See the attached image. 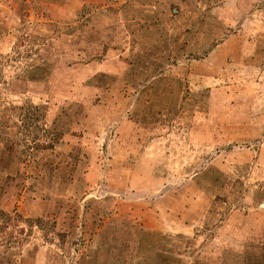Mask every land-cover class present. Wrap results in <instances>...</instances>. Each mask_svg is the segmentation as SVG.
Here are the masks:
<instances>
[{
	"label": "rangeland",
	"instance_id": "374dc122",
	"mask_svg": "<svg viewBox=\"0 0 264 264\" xmlns=\"http://www.w3.org/2000/svg\"><path fill=\"white\" fill-rule=\"evenodd\" d=\"M262 5L0 0V264H264Z\"/></svg>",
	"mask_w": 264,
	"mask_h": 264
},
{
	"label": "trees",
	"instance_id": "16d2710c",
	"mask_svg": "<svg viewBox=\"0 0 264 264\" xmlns=\"http://www.w3.org/2000/svg\"><path fill=\"white\" fill-rule=\"evenodd\" d=\"M264 11V5L261 7ZM213 44L211 47L215 46ZM12 116L20 120L21 123L16 121V126H18V132L22 136L31 135L29 141L34 143V146L26 144V150L21 151L19 160L24 162L28 153V149L34 148L36 150L53 149L58 143L61 142L63 138V133L56 130H50L44 127V122L46 118L47 109L44 105H37L32 102H25L18 106H13L11 108ZM22 124V125H21ZM41 132V134H39ZM45 138L48 140L47 144L40 143V138ZM26 140V139H25ZM21 218V215H19Z\"/></svg>",
	"mask_w": 264,
	"mask_h": 264
}]
</instances>
